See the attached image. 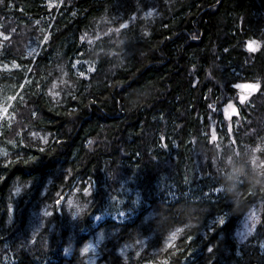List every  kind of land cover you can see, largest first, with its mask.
Returning <instances> with one entry per match:
<instances>
[{
  "label": "trees",
  "instance_id": "16d2710c",
  "mask_svg": "<svg viewBox=\"0 0 264 264\" xmlns=\"http://www.w3.org/2000/svg\"><path fill=\"white\" fill-rule=\"evenodd\" d=\"M55 1L0 0V147L17 153L0 159V264H264V223L237 235L264 203V176L242 173L264 141V0L152 1L145 25L148 0ZM65 57L76 82L58 102L48 71ZM257 82L241 102L235 86ZM30 128L53 140L25 146ZM226 147L237 173L211 167ZM17 180L31 188L12 218Z\"/></svg>",
  "mask_w": 264,
  "mask_h": 264
},
{
  "label": "rangeland",
  "instance_id": "374dc122",
  "mask_svg": "<svg viewBox=\"0 0 264 264\" xmlns=\"http://www.w3.org/2000/svg\"><path fill=\"white\" fill-rule=\"evenodd\" d=\"M148 1H149L148 2L149 6L145 8L142 11V13L139 15L141 19H144V25L147 24V22L145 21H149L151 18H155L157 16L156 9L158 7L157 6L155 7L152 1L156 2L161 0H148ZM176 1L184 2L185 0H162V2H169V3ZM55 3L56 1L52 0L51 5H54ZM160 12L159 14L162 15L163 11L161 10ZM109 23H111V19H109V17L107 16L101 17L100 19L94 21V25L96 28L106 27ZM255 48L256 49L258 48V45L256 43L249 44V49L256 50ZM78 65L79 64L76 63L75 67L77 68ZM17 67L18 66L16 65H8L6 68L7 70H14ZM91 69L93 70V68ZM48 73L51 76V83L49 85L48 93L50 94L52 100L60 102L61 100H64L66 94L71 90V88L74 87L73 85H75L76 82L75 79L72 78L71 70L68 68V59H66V57L63 58L58 64L50 68ZM78 76L79 75L76 74V77ZM79 77H83V76H79ZM256 91L249 93L246 90L241 89V96H245L246 97L245 101H246ZM230 105L232 106V108L235 109V111H232V109H230L229 106L226 108V115L229 119H231L233 116L238 115L237 107L233 104ZM4 115L6 117L7 114ZM216 138H218L217 135H215V139ZM52 140L53 139L51 132L30 128L27 134L25 135V137H23V144L27 147L45 148L49 145V143ZM9 144L15 146L16 142L9 141ZM216 148H218L217 145L213 149ZM208 153L207 151L204 152V162H206ZM15 156H17V153L15 154L11 153L9 148L5 146L0 147V159L5 164L10 163ZM247 157H249L251 160H249L248 163H246L245 161L244 164L242 165L243 176H246L247 179L250 178L254 179L260 176H264V141L259 143L258 146L254 147V149ZM233 159L234 156L231 154V150H229V148L226 147L225 156H224V165L222 166L220 165L219 158L217 157V155L214 154L212 159L210 160L211 167L219 171L222 168L224 169V171L226 170V172L229 171L230 173H237L238 169L234 168ZM17 188L21 189V191L18 194L16 193ZM29 188H31V183H25L20 180H17L12 186L11 192L8 195V202H9L8 209L10 215L12 214L11 215L12 218H13V214L14 216L16 214L17 203L20 201L24 193L29 190ZM241 196H242V192H237L231 198V203L236 204L240 200ZM61 203L64 204L66 215L73 220L80 217V215L82 214L83 205L85 204V203L84 204L81 203V201H79V199L76 198L74 199L66 198V200H64V198H61ZM45 212H47L46 208H44L39 215L45 216ZM263 218H264V203L260 202L259 205L253 206L251 210L246 214V216L241 220L240 225L237 229V235L240 241L246 242L251 236H253L257 232L260 223H264ZM39 226H40L39 224H32L31 234L35 235L37 233L36 231L39 229Z\"/></svg>",
  "mask_w": 264,
  "mask_h": 264
},
{
  "label": "snow or ice",
  "instance_id": "6c2138e0",
  "mask_svg": "<svg viewBox=\"0 0 264 264\" xmlns=\"http://www.w3.org/2000/svg\"><path fill=\"white\" fill-rule=\"evenodd\" d=\"M5 39H7V37H5ZM193 39H196V37L194 36ZM255 49H256V48H255ZM235 87H237V88H239V89L246 90L247 92L250 93V92H253V91L258 90V89L261 87V84L258 83V82H257V83H240V84L236 85ZM240 99H241V102H244L245 99H246V97H245V96H241ZM229 108L232 109V111H235V109L232 108L231 105H229ZM6 112H7V104H5V105L3 106V108H0V117H2L4 114H6ZM213 137H215L214 134H213ZM20 191H21L20 188H17V189H16V193H17V194H18ZM215 191L219 192V188H216ZM85 195H90V192H86ZM55 203H56L57 206L61 205V199L58 198V199L56 200ZM53 214H54V212H45V215H53ZM218 222H219V224L222 226L223 223L225 222L224 217H219V218H218ZM190 241H191V237L188 238V242H190ZM91 247H92L91 244L87 245L86 247H84L83 252H84V253H87ZM66 251H67V250H66Z\"/></svg>",
  "mask_w": 264,
  "mask_h": 264
}]
</instances>
